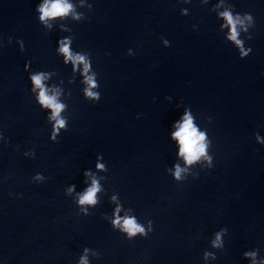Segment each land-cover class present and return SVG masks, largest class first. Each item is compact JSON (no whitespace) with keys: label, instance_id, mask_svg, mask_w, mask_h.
Masks as SVG:
<instances>
[{"label":"clouds","instance_id":"9594fccd","mask_svg":"<svg viewBox=\"0 0 264 264\" xmlns=\"http://www.w3.org/2000/svg\"><path fill=\"white\" fill-rule=\"evenodd\" d=\"M71 5L66 2V0H53V2H46L44 5L40 6L39 11L41 12V20H46L48 18H55L57 16L67 15L71 10ZM221 15L226 19L228 26H230V35L229 39L235 42V44L241 48V56H246L248 52L244 51L242 47V42L237 38L239 33L237 32V23L239 19H233L231 13L223 12ZM60 51L65 55L66 62L67 60H73L74 64L76 61L84 63L85 72L88 71L89 65L85 62L83 56L73 57L67 43L63 44L60 48ZM250 51V50H249ZM33 84L36 88L40 89L38 100L40 104L46 108L52 110L51 119L56 121L54 125V134L59 130V128L64 127V120L58 119L61 111L63 110V105L57 102L55 96H50L47 94V90L44 88L42 81L45 79L43 73L33 75L31 77ZM86 82L90 85L89 89H86V95L88 97L99 99L97 93L92 92L90 89L96 87V84L92 77H86ZM174 138L178 140L180 144L179 155L182 156L187 164H192L199 160L201 157L206 155V136L204 133L199 132L196 126L193 123V119L190 114L187 112L184 115L183 123L178 126V131L173 134ZM54 138V137H53ZM97 167L102 168V165H97ZM183 171L178 165L176 166L175 176L177 179L180 178V174ZM87 174V173H86ZM99 190L97 182L93 180L92 187H90L87 192L81 196L79 203L80 204H95V195ZM114 225L120 224V218L117 217L113 221ZM122 228L128 233L129 236H134L137 233H142L144 230L140 227L134 218H124ZM220 239V234H217L216 241L214 246ZM245 255L255 256V253H245ZM81 264H87L86 260L82 258Z\"/></svg>","mask_w":264,"mask_h":264}]
</instances>
